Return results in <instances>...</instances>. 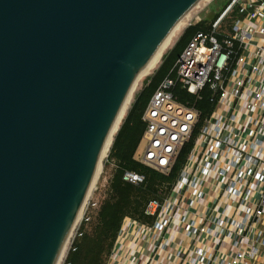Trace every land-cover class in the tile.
Wrapping results in <instances>:
<instances>
[{
  "label": "water",
  "instance_id": "95a60500",
  "mask_svg": "<svg viewBox=\"0 0 264 264\" xmlns=\"http://www.w3.org/2000/svg\"><path fill=\"white\" fill-rule=\"evenodd\" d=\"M207 0H0V264H58L139 75Z\"/></svg>",
  "mask_w": 264,
  "mask_h": 264
},
{
  "label": "built area",
  "instance_id": "2783aa9c",
  "mask_svg": "<svg viewBox=\"0 0 264 264\" xmlns=\"http://www.w3.org/2000/svg\"><path fill=\"white\" fill-rule=\"evenodd\" d=\"M234 5L246 15L235 21L233 35L219 42L215 35L200 34L177 62L178 81L183 87L198 94L209 86L216 98V108L223 110L215 109L202 126L198 137L204 146L192 152L189 169L181 173L174 196L163 205L151 202L147 210L150 214L159 212L163 219L156 226L167 230L179 209L206 197L201 186L213 174V184L219 191L215 204L197 215L202 223L198 224L196 219L187 221V216L180 220L186 222L189 237H234L237 253L230 264H237L246 254L254 257L264 247V229L254 228L264 218V0H232L214 23L215 28ZM255 36L263 39L256 42ZM235 42L239 43L241 53L234 58ZM172 85L174 81L167 80L160 86L146 109L145 146L137 157L163 173L171 170L199 118L197 109L174 99L168 91ZM125 177L134 183L143 180L133 173H126ZM221 205L223 210H218ZM228 205L245 209L243 218L228 216ZM253 229L256 231L252 245L246 253L241 246ZM194 253L201 264H213L217 259L203 247H196Z\"/></svg>",
  "mask_w": 264,
  "mask_h": 264
},
{
  "label": "trees",
  "instance_id": "16d2710c",
  "mask_svg": "<svg viewBox=\"0 0 264 264\" xmlns=\"http://www.w3.org/2000/svg\"><path fill=\"white\" fill-rule=\"evenodd\" d=\"M231 3L232 0H228L213 20L201 18L185 27L173 47L163 55L157 69L144 80L142 88L113 135L106 161V167L111 170L104 194L96 208H92L81 221L62 264H110L126 222L135 223L143 230H152L158 237L165 234L166 230H159L156 226L163 218L159 212L148 213V207L151 202L163 205L167 198L174 196L173 190L179 183L181 173L189 169L192 152L195 148L200 149L204 146L198 137L202 126L215 109L223 110V107L216 108V98L209 86H205L198 94L190 93L183 87L178 81L177 62L183 51L200 34L215 35L219 42L233 35L235 21L246 15L240 11L238 5H234L218 26L214 27V23ZM240 53V45L235 42L232 56L235 58ZM167 80L174 81V85L168 89L174 99L197 109L199 118L189 140L176 156L171 170L163 173L140 162L136 154L147 129V122L144 120L146 109L155 92ZM126 173L138 174L143 180L131 182L126 179ZM213 181L214 175L210 174L207 182L201 186L206 193L205 198L197 199L193 205L187 203L175 213V219L169 227L172 234L186 236L187 224L180 220L183 216H187V221L196 219L198 224L202 223V218L197 215L203 213L206 206H213L218 195L219 190ZM192 259H195V263L201 264L196 260V256Z\"/></svg>",
  "mask_w": 264,
  "mask_h": 264
},
{
  "label": "crops",
  "instance_id": "0c3cea01",
  "mask_svg": "<svg viewBox=\"0 0 264 264\" xmlns=\"http://www.w3.org/2000/svg\"><path fill=\"white\" fill-rule=\"evenodd\" d=\"M261 39H263L261 36H255L254 41L259 42ZM252 198H255L254 194ZM227 207L228 216L243 218L245 209H236L233 205ZM223 208L221 205L217 209ZM254 228L264 229V218ZM256 229L248 233L246 241L241 246L246 253L251 248V238ZM171 231L168 228L163 236L158 237L152 230H143L135 223L126 222L110 264H197L192 258L196 256L194 250L198 246L205 247L207 252L215 255L217 259L213 264H230L232 257L237 253V248L233 246L234 237L226 239L221 237L217 241L215 237H207L204 234L189 237L172 234ZM237 264H264V247H260L254 257L246 254Z\"/></svg>",
  "mask_w": 264,
  "mask_h": 264
},
{
  "label": "rangeland",
  "instance_id": "374dc122",
  "mask_svg": "<svg viewBox=\"0 0 264 264\" xmlns=\"http://www.w3.org/2000/svg\"><path fill=\"white\" fill-rule=\"evenodd\" d=\"M209 0H207L201 7H199L190 17L189 19L182 25V27L179 28V30L175 33V35L172 37V39L169 41V43L166 45V47L162 50V52L160 53V55L157 57V59L154 61V63L152 64V66L149 68V70L146 73H143L142 75H140L136 81V83L134 84V87L130 93V96L124 106V109L122 110V114L120 115V120H119V124L117 123V126L115 128V132L117 131L118 127L121 124L122 119L125 117L129 107L131 106L136 94L138 93V91L142 88L144 80L151 75L156 69L157 67L160 65L162 57L165 53H167V51L169 49H171L173 47V45L175 44V42L177 41V39L179 38V36L181 35L182 31L185 29V27L188 26L189 23H193L199 19H206V20H213L214 17L216 16V14L227 4L228 0H210V4L207 5L204 9L203 7L205 6V4L208 3ZM186 24V25H185ZM115 132H113V135L115 134ZM113 135L110 137V144H108V147H106L103 150L102 156H101V160H100V164L97 170V174L96 177L94 179V182L92 184V187L88 193V196L84 202V205L82 207V210L80 212V215L78 217V220L76 221V224L74 225V228L70 234V237L67 241V244L65 246L64 252L62 254V257L59 261L58 264H62L64 257L66 255V252L71 244V240L74 237L78 227L81 224V221L83 220V218L85 217V215H87L88 212H90V210L92 208H96V205L99 201V199L103 196L105 188L108 184V180H109V176H110V170L111 168L106 167V161H107V157L109 154V150L110 147L112 145V141H113ZM145 146V140H142L136 157L139 158V156L142 155L143 149Z\"/></svg>",
  "mask_w": 264,
  "mask_h": 264
},
{
  "label": "bare ground",
  "instance_id": "6f19581e",
  "mask_svg": "<svg viewBox=\"0 0 264 264\" xmlns=\"http://www.w3.org/2000/svg\"><path fill=\"white\" fill-rule=\"evenodd\" d=\"M186 25V24H185ZM182 27V26H181ZM160 55V54H159ZM157 59V58H156ZM142 75V74H141ZM140 76V75H139ZM129 98V97H128ZM128 100V99H127ZM127 102V101H126ZM125 106V105H124ZM124 109V108H123ZM121 114H122V112H121ZM120 114V115H121ZM121 117V116H120ZM120 117L118 118V120H117V122H116V125H115V127H114V129L112 130V134L110 135V137L113 135V132H115L114 130H115V128H116V126H117V123L119 122V120H120ZM119 124V123H118ZM110 137H109V139H108V141H107V143H106V145H105V147H104V149L106 148V147H108V144H110L109 142H110ZM93 184V183H92Z\"/></svg>",
  "mask_w": 264,
  "mask_h": 264
}]
</instances>
